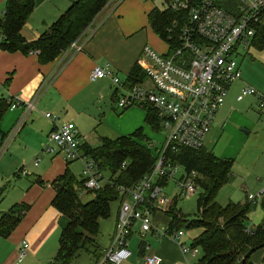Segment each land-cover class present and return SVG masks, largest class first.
Returning <instances> with one entry per match:
<instances>
[{
	"label": "built area",
	"instance_id": "obj_1",
	"mask_svg": "<svg viewBox=\"0 0 264 264\" xmlns=\"http://www.w3.org/2000/svg\"><path fill=\"white\" fill-rule=\"evenodd\" d=\"M123 1L110 0L106 9L109 10L107 16ZM232 1L235 4L232 10L222 6L217 0L166 1V8L184 15L183 20L174 22L169 28L176 31L178 45L167 43L164 53L149 45L144 46L140 65L146 79L127 88L116 101L119 110L133 106L153 107L160 119L161 129L166 131V139L161 146L155 145L157 153L153 152L156 162L152 172L145 174L133 186H117L121 202L114 234L110 245L101 249V256L93 264H122L129 260L132 255L129 239L136 229L143 241L148 233L172 239L179 245L189 264L201 256L200 246L184 241L185 232L182 228L171 229L170 225L161 227L155 224L154 218L157 212H168L174 203V198L168 197L165 191L169 181L176 182L180 195L183 196L200 190L197 184L198 173L187 172L181 164L172 160L169 152L205 146V138L212 129L219 108L225 102L230 86L242 78L238 56L245 55L253 47L258 27L264 25V0ZM103 20L98 17L94 19L71 42L65 55L73 56L82 52ZM2 38L0 33V42ZM32 53L36 54L37 51ZM91 78H110L116 86L121 84L120 78L108 63L95 66ZM256 93L255 88L245 86L238 100ZM40 95L41 90L29 101L18 96L8 100L10 110L18 109L19 115L11 128L0 134V161L28 123ZM259 98V107L264 109L263 98ZM44 115L53 122L55 128L43 148L49 153L60 152L66 162H83L81 180L85 190L82 193L101 189L107 183L113 186L114 181L110 175L83 150L76 125L73 122L58 125V115L52 112ZM152 146L148 147L152 150ZM38 161L37 159L35 165H38ZM23 174L26 172L23 171ZM261 198L262 194L248 195L252 202H258ZM142 247L144 251L150 249L147 243ZM29 248V243L24 241L19 260L26 256ZM160 263L161 257L158 255L144 256L143 264Z\"/></svg>",
	"mask_w": 264,
	"mask_h": 264
},
{
	"label": "trees",
	"instance_id": "obj_2",
	"mask_svg": "<svg viewBox=\"0 0 264 264\" xmlns=\"http://www.w3.org/2000/svg\"><path fill=\"white\" fill-rule=\"evenodd\" d=\"M109 1L73 0L68 9L39 38L29 41L24 37L22 30L35 10V1L7 0L5 14L0 18V33L3 35L1 47L10 52L20 51L25 54L37 51L42 63L51 62L66 51L71 42L107 9ZM234 5V1L230 0L225 7L232 10ZM183 19V13L166 7H154L148 13L153 31L172 46L178 45V40L176 41V31L169 28L174 22ZM253 47L264 48V25L258 27ZM145 79L144 70L136 64L127 77L126 85L130 88ZM8 105V100L0 98V121ZM144 108L147 111V122L155 131H160V119L155 109L148 105ZM0 134L3 133L0 131ZM145 141L150 139L142 129H138L115 139L101 137L99 145L95 147L88 143L82 145L86 154L94 158L114 181L113 186L107 183L101 189L88 190L87 193H93L94 196L87 202H83L80 197L85 190L83 181L76 178L68 168L52 181L51 185L56 192L52 205L60 213L61 233L57 254L50 264H72L81 251L91 253L95 259L101 256L102 248L97 244L96 238L100 234L101 220L110 216L111 203L120 198L117 186H133L154 168L155 155ZM169 156L187 172L195 171L199 175L197 184L200 193L196 216L190 217L177 208V202H174L167 212L171 229L183 226L203 228L200 236L193 239V244L202 249L201 256L193 264H242L244 255L252 247L264 242V218L251 230L247 220L257 202H230L222 206L217 200L220 189L230 179L235 158L220 157L206 146L199 149L183 148L174 153L169 152ZM39 182L44 183L41 180ZM162 182L165 184V180ZM5 189L0 188V197ZM261 194L264 195V191ZM261 203L264 210V202ZM29 209V204L21 202L14 204L8 212L1 213L0 237L8 238ZM141 250L143 251L142 245ZM251 257L245 264H253Z\"/></svg>",
	"mask_w": 264,
	"mask_h": 264
},
{
	"label": "crops",
	"instance_id": "obj_3",
	"mask_svg": "<svg viewBox=\"0 0 264 264\" xmlns=\"http://www.w3.org/2000/svg\"><path fill=\"white\" fill-rule=\"evenodd\" d=\"M6 1L0 0V18L5 14ZM66 1L67 10L73 0ZM153 8L154 6L152 7L148 1H123L114 12L106 16L105 19L103 18L104 20L102 19L101 25L87 41L82 52L66 56V51H63L55 60L47 63H42L37 53L10 52L3 49L0 44V98L9 100L18 96L24 101H29L41 90L36 109L31 113L28 123L0 161V181H10L13 178V172L18 177L34 175L28 172L24 164L20 165V156L27 151L36 153L42 150L43 153L46 152L43 146L48 142L49 134L55 128L53 122L45 117L46 112H52L60 117L58 125L73 122L81 135L82 145L88 143L95 147L99 143L94 146V140L100 142L101 137L115 139L119 136L129 135L138 129H142L151 139L153 135L151 136L150 131L154 129L147 122L146 109L133 106L118 111L116 101L117 97L128 88L127 77L136 64L140 65L142 50L153 38L154 31L148 20V13ZM105 12L106 9L97 17H102ZM33 13L22 30L24 37L29 41L39 38L61 15H57L50 25L46 24L42 29H38L37 26L31 24ZM107 63L120 78L119 86H116L110 78L95 80L91 78V72L95 66H103ZM18 115L19 110H10L8 105V109L0 121V131L7 132ZM219 125L215 118L212 129ZM212 129L208 135L212 133ZM160 130H162L161 127ZM207 136L205 146L208 140ZM210 139L212 140V137ZM41 145L42 148H40ZM44 157L46 159L44 166L35 175L36 178H33L35 181H30V186L19 199V203L29 204L30 209L9 236V238L17 236L19 242L18 246L12 250V256L16 255L17 257L14 264L19 261L20 249L24 241H28L29 251L32 246L40 249L49 237L50 229L54 231L59 227L60 213L52 205L56 192L51 183L67 168L72 172L70 167L72 162H66L63 155L57 151L55 153L46 152ZM36 160L34 166L38 167L39 161L38 165H35ZM23 171L26 172L25 175ZM39 180L44 183H40ZM118 200L121 202L120 198ZM260 200L264 202V197ZM256 226L257 224L248 228L253 230ZM150 236L153 246L148 241ZM134 238L140 239L138 254L141 264H143L146 254H155L161 257L160 264H189L179 245L170 238H159L148 233L143 241L138 229L133 232L129 241ZM184 241L191 243L193 239L189 241L184 239ZM144 243L149 244L148 251L141 250V245L143 246ZM101 248L103 247L101 246ZM57 251L49 263L56 256ZM193 261L195 263L197 260H192L190 264H193ZM251 261L253 264H263L264 248L257 250L252 255ZM0 264H8V262L4 260L0 261Z\"/></svg>",
	"mask_w": 264,
	"mask_h": 264
},
{
	"label": "rangeland",
	"instance_id": "obj_4",
	"mask_svg": "<svg viewBox=\"0 0 264 264\" xmlns=\"http://www.w3.org/2000/svg\"><path fill=\"white\" fill-rule=\"evenodd\" d=\"M36 8L32 16L31 24L42 29L46 24L50 25L54 18L62 12L66 11L68 6L66 0H34ZM125 1V0H124ZM148 1L152 7L164 9L166 7L165 0H142ZM222 6L228 5L230 0H217ZM121 5V4H120ZM107 10L102 17L107 16ZM56 19V18H55ZM35 26H33L35 28ZM152 40L149 41V46L156 51L164 53L167 50V43L164 42L154 32ZM244 55V54H243ZM238 56V61L241 66L242 78L229 88L228 95L224 104L219 108L216 121L219 122V127L212 129V133L207 136L206 147L213 150L219 156H230L235 158V163L231 170V176L228 182L220 189L217 200L222 206H226L230 202L245 204L248 202L249 194H261L264 190V109L259 107L263 98L264 102V48L258 49L251 47L246 54ZM242 82V83H241ZM245 86H251L256 89L255 95H249L242 100H238V96ZM117 107V106H116ZM142 108L140 106H136ZM119 111V109H117ZM122 111V109H121ZM150 141H145L146 145L151 146L156 154L155 145H162L166 139V131H150ZM92 134V133H91ZM94 146L100 143L99 140H94ZM212 143V144H211ZM24 146L22 142H20ZM23 148V147H22ZM42 148V145L41 147ZM24 149V148H23ZM42 150L33 153L27 151L21 154V164H24L29 173L34 175L16 176L13 172V178L10 181H0V188L5 187L3 195L0 197V215L8 212L11 207L19 203L21 195L30 186V181L36 178L35 175L41 167L44 166L46 159ZM35 159H39V166H34ZM71 170L75 177L79 180L82 176L83 162L81 160L71 163ZM19 169V168H18ZM108 176L107 174H105ZM180 175L178 174L177 177ZM35 181V179L33 180ZM166 194L170 198H174L176 207L182 209L190 217H195L197 213V199L200 193L198 190L195 194L183 196L180 195V190L175 181H169L165 188ZM93 193L80 194L81 200L87 202L93 198ZM264 195H262V198ZM261 198V199H262ZM262 200L257 202V206L250 213V218L247 220L248 227L261 223L264 210L262 208ZM119 200L111 203V213L106 219L101 220L100 234L97 236V244L103 248L108 247L111 243V235L114 232ZM155 224L161 227L170 225V216L167 212H157L155 214ZM185 232L184 239L187 241L197 239L203 228L193 227L187 228L183 226ZM61 233L60 227L54 231H49L48 238L45 240L40 249L32 246L30 251L24 258L16 264H50L49 260L56 253L58 247V239ZM22 241V240H21ZM148 241L153 246V240L150 236ZM28 242V241H27ZM17 236L12 238L0 237V261H7L8 264H14L16 255L12 256L13 248L18 246ZM140 239L134 238L129 241V249L132 252L131 257L127 262L122 264H141L139 258ZM95 257L87 251H81L80 256L75 259L72 264H93ZM194 263V261H193Z\"/></svg>",
	"mask_w": 264,
	"mask_h": 264
},
{
	"label": "water",
	"instance_id": "obj_5",
	"mask_svg": "<svg viewBox=\"0 0 264 264\" xmlns=\"http://www.w3.org/2000/svg\"><path fill=\"white\" fill-rule=\"evenodd\" d=\"M264 247V242L259 244L258 246L252 247L243 257L242 264L246 263V260L250 258L257 250Z\"/></svg>",
	"mask_w": 264,
	"mask_h": 264
}]
</instances>
